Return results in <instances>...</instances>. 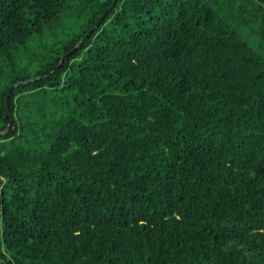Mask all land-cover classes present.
<instances>
[{"label": "trees", "instance_id": "obj_1", "mask_svg": "<svg viewBox=\"0 0 264 264\" xmlns=\"http://www.w3.org/2000/svg\"><path fill=\"white\" fill-rule=\"evenodd\" d=\"M113 2L0 0V264H264V0Z\"/></svg>", "mask_w": 264, "mask_h": 264}, {"label": "water", "instance_id": "obj_2", "mask_svg": "<svg viewBox=\"0 0 264 264\" xmlns=\"http://www.w3.org/2000/svg\"><path fill=\"white\" fill-rule=\"evenodd\" d=\"M116 3H117V0H114L111 9L115 8ZM106 14H107V12L102 16V18L100 19V22H102L104 20ZM17 85H19V83L13 85V87H15ZM8 102L9 101H7V112H6V119L8 121V128L5 131L0 132V135L3 134V133H10V132H12L15 129L14 124L9 120V111H10V109H9V103Z\"/></svg>", "mask_w": 264, "mask_h": 264}]
</instances>
